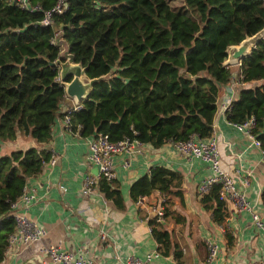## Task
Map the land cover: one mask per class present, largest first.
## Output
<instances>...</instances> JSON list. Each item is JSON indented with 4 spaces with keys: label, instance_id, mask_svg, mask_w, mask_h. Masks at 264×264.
I'll use <instances>...</instances> for the list:
<instances>
[{
    "label": "trees",
    "instance_id": "16d2710c",
    "mask_svg": "<svg viewBox=\"0 0 264 264\" xmlns=\"http://www.w3.org/2000/svg\"><path fill=\"white\" fill-rule=\"evenodd\" d=\"M59 1L31 0L41 9L30 10L0 0V141L22 134L38 144L0 155V264L16 227L12 202L47 166L53 151L44 144L65 115L67 94L56 62L62 42L87 76L97 78L82 107L70 113L71 130L159 147L214 134L221 86L234 77L229 49L259 34L239 61L240 80L255 85L233 96L226 114L233 123L253 118L250 130L264 150V0H184L180 6L171 0H64V11L43 24L45 11ZM175 174L153 165L134 180L131 197L156 190L168 195ZM97 185L105 199L125 206L118 179L101 176ZM220 189L214 183L201 200L223 224L229 210ZM150 224L159 245L166 243L162 224ZM227 237L232 243L230 231Z\"/></svg>",
    "mask_w": 264,
    "mask_h": 264
},
{
    "label": "crops",
    "instance_id": "0c3cea01",
    "mask_svg": "<svg viewBox=\"0 0 264 264\" xmlns=\"http://www.w3.org/2000/svg\"><path fill=\"white\" fill-rule=\"evenodd\" d=\"M226 61L233 66L234 77L221 86L214 134L219 137L223 165L236 174L238 187L246 189L251 209H239L229 202L225 222L215 221L198 191L199 183L213 173L210 163L181 153L174 141L159 147L144 142L139 152H121L115 156L116 179L125 199L123 208L105 199L98 187L92 194L84 195L81 189L85 176L98 172L96 165L88 161L91 136L71 130L59 117L52 140L44 144L57 161L48 163L42 172L28 180L26 188L35 194L32 203L28 206L19 203V209L43 225L47 234L38 241L8 248L1 264H53L44 252L47 244H61L101 264H117L129 255L144 258L151 251L161 253L150 264H204L209 239L219 245L216 264H264V232L255 225L252 215V211H258L264 220V150L220 109L221 101L227 96L238 98L242 88L255 84L240 80V62L228 58ZM74 101L66 95L61 112L65 113ZM34 145L38 144L33 138L20 134L14 140L0 141V155ZM156 164L176 173L171 180L162 223L167 241L161 245L149 229L147 200L138 202L130 193L134 180ZM244 178H248V184L242 183ZM102 231L107 237L102 238ZM227 231L232 233V243ZM176 251H180L178 258Z\"/></svg>",
    "mask_w": 264,
    "mask_h": 264
},
{
    "label": "built area",
    "instance_id": "2783aa9c",
    "mask_svg": "<svg viewBox=\"0 0 264 264\" xmlns=\"http://www.w3.org/2000/svg\"><path fill=\"white\" fill-rule=\"evenodd\" d=\"M19 5L30 10L41 9L39 4H32L31 0H15ZM65 9L64 0H60L57 5L52 9L46 10L45 15L41 22L45 25L52 23L53 12H63ZM58 34V32H57ZM56 38V37H55ZM57 39V38H56ZM57 79H61L59 75ZM233 101L232 96H227L221 101L220 109L225 112L231 107ZM82 107V102L74 101L69 106L62 117L68 125L71 124L70 113ZM253 118L248 119L244 123H235L239 128L245 129L249 135L254 139L255 143L261 145V141L251 132L250 127L253 124ZM143 141L138 138L125 137L119 140H112L107 133H99L89 138V153L88 161L90 165H96L97 174L89 173L85 176L81 193L84 195L92 194L101 176L108 179L116 178L115 169V156L121 152H139L143 145ZM176 148L183 154L193 155L208 161L213 169V173L203 179L198 186V191L201 195L209 192L214 183H220V197L225 199L227 203L232 202L239 209H251V203L246 193V189L238 187L236 174L227 169L222 162V152L220 149L219 139L216 135L209 138L190 137L185 140L174 141ZM57 158L53 155L48 163L54 164ZM242 183L248 184V178L242 179ZM158 191V194L152 193L141 196L137 201L141 202L146 199L148 202V221L149 229L152 231L153 226L150 224L151 219L162 224L165 221L168 205V196ZM35 194L25 188L23 194L14 202H12V209L14 210L16 227L15 230L9 235L8 248L18 243H30L38 241L47 234V229L33 219L27 211L19 209V203L22 201L26 206L32 203ZM253 220L257 227L261 228L264 232V220L258 211H252ZM102 238L107 237L106 233L102 231ZM207 256L204 264H216L215 260L219 252V245L217 242L209 239L207 240ZM45 254L53 264H101L92 257H85L82 254L75 253L74 251L64 248L61 244H47L44 247ZM160 251H151L142 258L136 255H129L124 259H120L117 264H150L154 256L159 255ZM229 264V263H226Z\"/></svg>",
    "mask_w": 264,
    "mask_h": 264
},
{
    "label": "water",
    "instance_id": "95a60500",
    "mask_svg": "<svg viewBox=\"0 0 264 264\" xmlns=\"http://www.w3.org/2000/svg\"><path fill=\"white\" fill-rule=\"evenodd\" d=\"M258 38L259 34H255L247 37L241 43L233 45L229 49L228 60L234 63L239 62ZM56 62L60 64V76L64 82L67 96L80 102L88 98L97 78H89L86 68L81 63L75 62L74 56L69 52L66 53L64 60L63 57H60Z\"/></svg>",
    "mask_w": 264,
    "mask_h": 264
},
{
    "label": "rangeland",
    "instance_id": "374dc122",
    "mask_svg": "<svg viewBox=\"0 0 264 264\" xmlns=\"http://www.w3.org/2000/svg\"><path fill=\"white\" fill-rule=\"evenodd\" d=\"M171 3L173 5H177V6H180L181 4L184 3V0H171ZM62 46H63V49H62V53H63V60L65 59V56H66V53H68V49H67V44L65 42H62ZM68 125V124H67ZM71 126V124L69 125ZM215 135V134H214ZM216 137L219 139V137L216 135ZM221 149V148H220ZM222 152V151H221ZM149 211V210H148Z\"/></svg>",
    "mask_w": 264,
    "mask_h": 264
}]
</instances>
